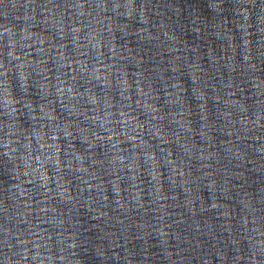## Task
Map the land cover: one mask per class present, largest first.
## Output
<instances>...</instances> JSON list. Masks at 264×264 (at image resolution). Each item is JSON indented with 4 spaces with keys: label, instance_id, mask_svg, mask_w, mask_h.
<instances>
[{
    "label": "water",
    "instance_id": "1",
    "mask_svg": "<svg viewBox=\"0 0 264 264\" xmlns=\"http://www.w3.org/2000/svg\"><path fill=\"white\" fill-rule=\"evenodd\" d=\"M0 264H264V0H0Z\"/></svg>",
    "mask_w": 264,
    "mask_h": 264
}]
</instances>
